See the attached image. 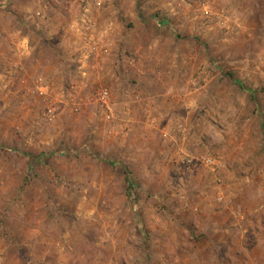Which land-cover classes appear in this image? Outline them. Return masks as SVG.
<instances>
[{
    "label": "rangeland",
    "instance_id": "obj_1",
    "mask_svg": "<svg viewBox=\"0 0 264 264\" xmlns=\"http://www.w3.org/2000/svg\"><path fill=\"white\" fill-rule=\"evenodd\" d=\"M0 264H264V0H0Z\"/></svg>",
    "mask_w": 264,
    "mask_h": 264
},
{
    "label": "built area",
    "instance_id": "obj_2",
    "mask_svg": "<svg viewBox=\"0 0 264 264\" xmlns=\"http://www.w3.org/2000/svg\"><path fill=\"white\" fill-rule=\"evenodd\" d=\"M106 42L104 44L100 45V48H105ZM35 90L39 94H45V86L42 84L41 80H38L35 85ZM98 99L102 102L104 105V118L105 119H111L113 117V112L111 109V106L109 104V90L106 87H101L98 91ZM47 115L51 117L53 115V109L52 108H47ZM202 162L207 166L210 170L214 171L216 168L219 167V162L215 160V158L211 156H205L202 159Z\"/></svg>",
    "mask_w": 264,
    "mask_h": 264
},
{
    "label": "crops",
    "instance_id": "obj_3",
    "mask_svg": "<svg viewBox=\"0 0 264 264\" xmlns=\"http://www.w3.org/2000/svg\"><path fill=\"white\" fill-rule=\"evenodd\" d=\"M105 10L102 9L101 13H97V16H96V18H95L94 21L97 23V25H99V28H102V31L101 32L99 31V33H98V31H97V34L99 35L100 39H101V36H102L105 40H107L106 38H109V35L111 36L113 34V31L110 30V29H113L114 30V26L117 25V22L115 21V19L113 17L112 18H109V16H107L108 13H105L104 12ZM126 13H127V15H129L130 19H132V20H135L136 19V14H135V11L134 10L129 9ZM78 22L80 23L81 21H78ZM77 27H78L77 34H79V32L81 31V28H82V23L79 24V25H77V22H76V28ZM22 40L24 41L25 39L23 38ZM101 41H102V39H101ZM114 45H115V43H114ZM81 48H82V46H81ZM80 56H81V59H83V61H84V59L87 58V54H83V51L81 52V55ZM101 57H100V59L98 58L99 60L96 58V62H101V61L103 62L105 58L103 56H101ZM96 62L94 61V63H96ZM96 64H98V63H96ZM112 68H113V66H112ZM116 72L117 71H115V74H116ZM175 73H176V70H175Z\"/></svg>",
    "mask_w": 264,
    "mask_h": 264
},
{
    "label": "trees",
    "instance_id": "obj_4",
    "mask_svg": "<svg viewBox=\"0 0 264 264\" xmlns=\"http://www.w3.org/2000/svg\"><path fill=\"white\" fill-rule=\"evenodd\" d=\"M238 83V85L244 90V89H246L239 81L237 82ZM249 91V90H248ZM249 93H251L250 91H249ZM252 96V95H251Z\"/></svg>",
    "mask_w": 264,
    "mask_h": 264
}]
</instances>
